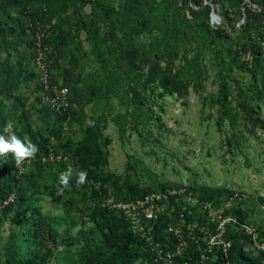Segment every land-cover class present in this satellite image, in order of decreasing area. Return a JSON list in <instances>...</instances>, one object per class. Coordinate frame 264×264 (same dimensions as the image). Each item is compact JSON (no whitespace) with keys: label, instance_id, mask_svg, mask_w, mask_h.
Here are the masks:
<instances>
[{"label":"trees","instance_id":"obj_1","mask_svg":"<svg viewBox=\"0 0 264 264\" xmlns=\"http://www.w3.org/2000/svg\"><path fill=\"white\" fill-rule=\"evenodd\" d=\"M250 2L260 12L245 8L244 24L232 36L210 24L211 6L204 0H0V134H4L5 123L11 121L20 139H30L39 148L22 173L11 153L0 156V203L15 195L13 203L1 211L0 222L6 218L21 226L10 232L2 246L4 264H48L60 226L64 235L79 228L75 236L81 245L83 264H154L148 246L131 232L126 218L98 204L110 195L126 202L166 187L147 189L110 173L109 139L103 135L107 114L113 116L111 122L120 136L131 123L132 130L138 133L139 123L149 118L148 98L155 94L154 89L159 91L156 98L161 101L165 96L183 98L192 83L203 79L205 65L199 50L202 55L205 51L220 53L216 102L226 110L235 65L243 69L241 54H251L255 62L264 59V0ZM242 3L243 0L213 2L223 21L240 12ZM46 24L51 25V30ZM41 26H47L43 44L48 47L45 57L53 85H61L60 79L68 84L80 79L84 69V55L78 48L81 43L96 51L103 78L97 85L99 93L94 89L90 96L93 102L103 101L99 114L92 110V115H86L70 97L71 106L65 112L41 107L37 114L45 123L34 126L21 90L31 87L37 103L40 86L33 48ZM69 93L71 96L70 90ZM131 117L133 121L128 123ZM65 122L80 133L79 138H64ZM52 148L68 156L73 168L70 187L63 192L59 191V174L69 166L42 161ZM79 170L87 172V182L81 186L76 184ZM188 188L215 204L231 192L194 185ZM45 198L59 204L64 213L46 215L40 207ZM79 205L85 207L79 209ZM246 212L232 209L230 214L237 216L240 223L250 222ZM167 223V219L160 220L157 226L160 241L168 237L164 231ZM254 225L264 240V229ZM227 236L232 244L228 255L216 253L207 264H264V253H252L253 256L242 251L249 240L239 226H229Z\"/></svg>","mask_w":264,"mask_h":264},{"label":"rangeland","instance_id":"obj_2","mask_svg":"<svg viewBox=\"0 0 264 264\" xmlns=\"http://www.w3.org/2000/svg\"><path fill=\"white\" fill-rule=\"evenodd\" d=\"M204 2L214 5L215 14L219 17L216 22L210 19V24L232 36L236 31L240 32L244 24L245 8L251 7L253 11L260 12V8L252 5L250 0H243L240 12L230 15V20L223 21L218 14L219 7L213 4L214 0ZM48 27L51 30L50 24ZM262 33L264 38V28ZM76 41L78 44L79 41ZM78 48L84 55L82 76L76 83L68 84L60 79L59 84L69 88L74 105L76 103L86 115H92V110L99 114L103 101L93 102L90 93L94 89L99 93L97 85L103 78L101 63L92 47L81 43ZM236 48L239 50V47ZM198 52L205 65L202 66L203 79L192 83L183 98L165 96L161 101L156 98L159 91L154 89L155 94L148 98L149 118L139 123L138 133L132 130L131 117L127 120L131 124L120 136L117 126L111 122L113 116L107 114L103 135L109 139V171L115 178L136 181L147 189L157 190L163 185L183 184L245 192L256 199L244 207L248 213L247 220L264 229V212L257 202L264 198V43L262 62H255L249 53L241 54L243 69L235 65L232 74L234 80L227 92L230 102L225 106L226 110H222L216 102L220 79L217 61L220 53L205 51L202 55L200 50ZM21 92L32 113L34 126H41L45 122L42 115L38 117L41 107L36 103L32 88L22 89ZM157 117L160 121H157ZM73 130L65 122L62 132L64 138H79L80 133H75L76 130L72 133ZM64 163L68 167L69 158ZM30 165L25 164L28 168ZM40 207L51 217L64 213L59 204L47 198L40 203ZM82 207L85 206H78L79 209ZM20 227L19 223H12L10 219L4 218L0 222V264H4L2 246L10 232ZM78 230V227L73 228L69 235H64L63 226L58 228L57 245H53L54 252L48 264H83L80 260L81 245L75 236ZM42 243H46L45 240ZM248 253L254 256L253 252Z\"/></svg>","mask_w":264,"mask_h":264},{"label":"built area","instance_id":"obj_3","mask_svg":"<svg viewBox=\"0 0 264 264\" xmlns=\"http://www.w3.org/2000/svg\"><path fill=\"white\" fill-rule=\"evenodd\" d=\"M46 37L47 26L39 27L33 48L40 86L37 103L39 107L61 113L71 106L70 93L66 86L50 83L45 57L48 47L43 44ZM67 160V156L57 154L52 149L42 158L43 162L50 163ZM31 162L25 161L17 168L18 172L22 173L25 164ZM14 199L15 195L11 194L0 203V214ZM255 201L254 197L237 190L226 195L220 204H215L182 184L166 186L126 202L117 201L110 195L102 198L98 204L104 209L118 211L126 218L131 232L148 246L154 264H207L210 256L218 253L228 255L232 246L227 236L229 226H239L248 238L249 242L242 247L243 252L264 253V240L260 238L256 226L250 222L240 223L237 216L230 214L232 209L243 210L246 204ZM257 202L264 212V200ZM164 219L168 221L164 229L168 237L160 241L157 226Z\"/></svg>","mask_w":264,"mask_h":264},{"label":"clouds","instance_id":"obj_4","mask_svg":"<svg viewBox=\"0 0 264 264\" xmlns=\"http://www.w3.org/2000/svg\"><path fill=\"white\" fill-rule=\"evenodd\" d=\"M67 91V90H65ZM13 123L8 121L5 123L3 132L0 134V156L6 157L11 153L15 159L16 167H21L25 161L34 159L39 148L32 143L30 139L22 140L13 131ZM73 175V168L69 166L67 170L59 174V183L61 185L59 191L70 187V181ZM87 182V172L79 170L77 172L76 184L81 186Z\"/></svg>","mask_w":264,"mask_h":264},{"label":"water","instance_id":"obj_5","mask_svg":"<svg viewBox=\"0 0 264 264\" xmlns=\"http://www.w3.org/2000/svg\"><path fill=\"white\" fill-rule=\"evenodd\" d=\"M210 19H211V22H216L219 19V17L215 14V6L214 5H211Z\"/></svg>","mask_w":264,"mask_h":264}]
</instances>
